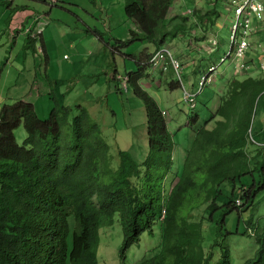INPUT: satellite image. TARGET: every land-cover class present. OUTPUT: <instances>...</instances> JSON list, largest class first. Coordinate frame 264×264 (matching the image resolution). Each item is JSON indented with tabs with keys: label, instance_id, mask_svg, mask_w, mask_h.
I'll return each mask as SVG.
<instances>
[{
	"label": "trees",
	"instance_id": "obj_1",
	"mask_svg": "<svg viewBox=\"0 0 264 264\" xmlns=\"http://www.w3.org/2000/svg\"><path fill=\"white\" fill-rule=\"evenodd\" d=\"M210 1L206 12L196 10L202 24L214 25L221 15L218 0ZM174 2L128 0L125 11L138 31L117 39L119 46L147 40L156 47L134 57L138 68L126 72L147 107L149 151L142 163L127 149H118L116 162L101 125L86 107L79 105L72 115L70 105L56 101L45 118L28 100L2 107L0 264H100L101 227L113 224L116 214L124 231L121 264L130 247L147 236L158 238L154 252L134 264H232L228 246L223 261H214L219 242L205 243L204 225L215 222L218 210L216 219L223 223L229 211L255 206L264 190V145L254 150L249 133L264 76L232 75L225 91L217 92L214 111L207 97L208 116L197 109L188 118L193 132L181 153L164 108L140 82L145 64L151 65L148 60L167 45V38L189 35L187 17L168 26ZM36 41L28 35L27 46L36 51ZM177 86L172 82V88ZM22 124L27 136L19 142L15 130ZM226 182L233 185V197L221 203ZM202 206L207 212L194 219ZM259 241L257 259L244 264L264 263V233Z\"/></svg>",
	"mask_w": 264,
	"mask_h": 264
},
{
	"label": "rangeland",
	"instance_id": "obj_2",
	"mask_svg": "<svg viewBox=\"0 0 264 264\" xmlns=\"http://www.w3.org/2000/svg\"><path fill=\"white\" fill-rule=\"evenodd\" d=\"M127 2L59 0L51 5L48 0H0V111L5 104L19 99L33 101L43 118L48 116L56 101L70 105L72 115L78 113V106L81 105L101 125L105 140L115 153L116 162L118 149H127L142 163L149 151L147 107L143 99L134 93L129 81L124 82L123 76L127 71L138 68L134 57H140L144 49L150 53L156 47L147 40H136L127 46L118 45L117 39L129 38L132 32L138 31L126 14ZM231 2L218 0L221 15L213 25L209 22L202 24L196 16V10L204 13L211 8L210 0H175L168 16V26L187 17L189 35L167 38V45L164 46H169L183 63L182 78L174 69L163 71L161 67L145 64L146 74L140 79L141 84L164 108L181 153L193 132L188 118L197 109L200 115L208 116L204 109L207 97L214 111L218 104L217 92L225 91L232 75L264 76V70L236 72L231 59L220 63L221 57L227 55L230 49L233 34L235 11ZM40 16L44 20L42 31H45L51 52L48 60L40 49L35 51L27 46L28 35L32 36L33 28H38ZM84 21L101 30L104 42L95 32L85 28ZM30 28L31 31L27 33ZM35 37L39 48L42 43L40 34ZM65 53L71 58L65 59ZM212 64H218L219 72L213 74L211 83L199 92V79ZM172 82L179 86L172 88ZM185 89L195 95L198 93L194 98L195 108L185 99L188 95ZM253 126L256 146L252 148L256 150L258 143L264 145V91L256 100ZM15 133L19 142L27 136L23 124ZM180 151H175V155L179 156ZM243 180L248 181L247 177ZM223 186L221 203L233 197V185L226 182ZM204 212L207 211L202 206L195 210L193 218L199 220ZM219 212L222 210H218L216 218ZM216 218L209 226L205 223L203 231L205 243L209 245L215 239L219 242L214 247V261H223L222 252L226 246L230 249L232 264H244L250 259L251 262L255 261L260 246L259 235L264 233V190L257 195L255 206L229 211L223 223ZM123 237V225L119 214H116L113 224L101 227L98 248L100 264H121L119 254ZM157 243V236H147L135 242L124 264H134L151 255Z\"/></svg>",
	"mask_w": 264,
	"mask_h": 264
},
{
	"label": "built area",
	"instance_id": "obj_3",
	"mask_svg": "<svg viewBox=\"0 0 264 264\" xmlns=\"http://www.w3.org/2000/svg\"><path fill=\"white\" fill-rule=\"evenodd\" d=\"M57 1L59 0H49L52 5ZM231 5L235 11L233 34L230 49L227 55L221 57L220 63L226 62L227 59H231L238 73L248 72L249 69L264 70V0H232ZM42 18L41 16L38 17V28L34 27L32 30V36L34 38L43 32L44 20H42ZM30 31L31 28L28 32ZM257 33H259L260 38H255ZM258 51H260V53L258 55L255 54ZM232 55L233 57H231ZM148 63L154 67H161L163 70H167L172 66L175 72L182 78L180 73L184 72V65L175 56L169 46L159 48L150 57ZM218 64H212L208 71L201 75L199 79V92L211 83L213 74L218 73ZM123 79L124 82H126V80L129 81V76L125 74ZM125 86L128 87L127 83ZM185 91L188 93L185 99L188 100L190 106L193 107L195 104L194 98L196 99L198 93L195 95V93L187 89H185ZM249 133L250 139L254 141L253 139L255 138L252 128H250ZM236 201L237 204L242 203L240 197H238Z\"/></svg>",
	"mask_w": 264,
	"mask_h": 264
},
{
	"label": "crops",
	"instance_id": "obj_4",
	"mask_svg": "<svg viewBox=\"0 0 264 264\" xmlns=\"http://www.w3.org/2000/svg\"><path fill=\"white\" fill-rule=\"evenodd\" d=\"M8 2H14L15 0H7ZM47 1V0H46ZM2 4V3H1ZM6 5H7V3H6ZM55 5V4H54ZM6 7H8V5L6 6ZM111 13H112V9H111ZM86 21H84V23H85ZM50 24V23H49ZM86 24V23H85ZM47 28V27H46ZM88 31H93V32H95L99 37H100V40L101 41H103L104 42V40H105V38L103 37V34H102V32H101V30L98 28V27H93L92 26V24H90L89 22L86 24V27H85ZM46 30V29H45ZM27 33H29V32H27ZM44 33H45V31L44 32H42L41 34H40V39H41V41H42V43L39 45L40 47L39 48H41L40 50L44 53V55H45V57H46V59L48 60L49 58H50V54H51V52H50V50H49V46H48V41L46 40V36L44 35ZM260 35H259V33H257V35H256V37L255 38H260L259 37ZM122 39H125V38H122ZM106 43V42H105ZM36 44L38 45V41H36ZM109 45V44H108ZM38 48V47H37ZM39 48L37 49V50H39ZM260 53V51H258L257 53H255V54H259ZM65 56H64V58L65 59H70L71 58V56H67V54L65 53L64 54ZM48 91H46V94H48L47 93ZM33 102V101H32ZM36 105V104H35ZM36 108H37V106H36Z\"/></svg>",
	"mask_w": 264,
	"mask_h": 264
}]
</instances>
